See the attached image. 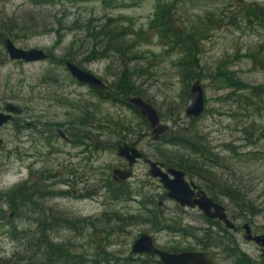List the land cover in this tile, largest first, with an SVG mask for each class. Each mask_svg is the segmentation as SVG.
Instances as JSON below:
<instances>
[{"label":"rangeland","instance_id":"1","mask_svg":"<svg viewBox=\"0 0 264 264\" xmlns=\"http://www.w3.org/2000/svg\"><path fill=\"white\" fill-rule=\"evenodd\" d=\"M161 2L90 0L38 4L35 0H0V23L13 25L14 36L6 39L20 49H41L52 59L24 64L6 58L0 64V111L7 103L25 110L0 128V264L27 263L31 255L24 248L23 236L18 235L16 241L10 230L14 227L17 234L34 232V221L48 214L73 222L71 229L49 226L47 236L55 245L68 248L70 255H81L82 262L76 264H157L154 256L131 253L132 242L143 233L160 250L178 247L200 251L191 237L143 224L146 209L157 210L166 224L176 223L197 238L202 230L211 234L225 230L218 222L207 224L196 209L179 208L165 196V200L161 199L164 191L157 181L149 179L147 167L141 161L132 167V177L126 181L139 197L111 199L104 184L106 178L110 179L111 170L119 165L114 146L122 138L135 142L136 148L153 161L162 162L157 156L160 150L170 157L203 163L216 179L251 198L259 209L252 225L247 217L228 210L227 199L217 196V203L225 208L228 218H234L236 230L224 233L228 240L235 241L249 259L259 261V249L243 240L241 225L248 224L252 234L264 235V93L254 98L247 89L262 86L264 90V29L245 23L239 11L245 4H264V0L172 2L170 20L177 27L176 32L183 35L184 28H190L189 32L193 29L200 37L191 44L197 69L187 80L180 77L176 67L180 53L168 49L148 30ZM104 28L120 33L115 38L116 45L110 40L122 49L120 54H97L103 48L97 35ZM70 60L110 88L121 70L138 69L139 75L133 79L134 90L139 92L135 96L155 110L160 122L169 127V134L188 140L197 136L195 141L203 156H193L162 144L159 139L153 140L144 120L124 105V100L97 98L71 79L63 66ZM220 73L225 76L223 79L217 77ZM195 80L202 87L204 109L197 119H188L183 109ZM84 112L92 119L84 121L87 129L77 133H89L87 142L100 145L93 149L96 160L86 164L93 166L94 175L90 166L71 156L82 151L80 146L72 147L57 139L48 145L50 139L43 127L52 125L53 136L56 126L62 125L65 131ZM26 124L35 131L23 130ZM27 136L35 140L33 148L28 141L24 142ZM51 149L56 153L50 155ZM31 161L35 165L29 169ZM70 163H79L75 171L78 175L86 167L83 186L71 183L73 177L67 172ZM102 177L104 181H98ZM184 179L204 191L196 176ZM79 191L87 192V197L79 199ZM142 196L151 202L145 205ZM7 199L17 203L15 207ZM219 249L209 248L206 253L213 264H226ZM15 257L20 260L17 262Z\"/></svg>","mask_w":264,"mask_h":264},{"label":"trees","instance_id":"2","mask_svg":"<svg viewBox=\"0 0 264 264\" xmlns=\"http://www.w3.org/2000/svg\"><path fill=\"white\" fill-rule=\"evenodd\" d=\"M34 1V0H33ZM38 4H50L54 3L55 1L60 2H75V1H90V0H35ZM174 0H170L165 2V0H162L160 5L158 4V11L155 14L154 19L152 20V23L149 25L148 30L152 31L154 35H157L161 40L164 46H168V49H176L178 53H180V58L177 61L176 67L178 68L180 72V77L182 79L187 80L188 77L191 75L193 70L197 69V63L195 58L194 51L191 50V44L194 40L199 39V36H196L197 33L193 31L189 32L190 28H184L183 35H179L176 32V28L173 25V22L171 19V11H173V2ZM239 16L242 18V20L247 23L251 24L254 23L258 25L260 28L264 29V4H257V3H248L245 4L244 7L239 11ZM12 24H8L7 22H1L0 23V46H3L4 40L7 37H13L14 34L11 32ZM205 27L209 28L208 25L205 24ZM86 29V27L84 28ZM199 33L201 34V31L198 29ZM120 36V33H113L106 28H104V31L99 33L97 37H100V43L103 44V48H101L100 52L97 53L99 56L106 54L107 52H113L114 54H120L122 52V49L119 47H115L116 45L115 38ZM197 37V38H196ZM196 38V39H195ZM114 42V45L110 42V40ZM132 45V44H131ZM0 55L3 58L0 61V64L6 61V55L2 54V48L0 50ZM49 56V54H47ZM49 60H52L49 56ZM69 62H72L71 60ZM64 64V63H63ZM77 65V64H76ZM78 66V65H77ZM79 67V66H78ZM139 75L138 69H132V70H121L118 73L117 79L115 83L113 84V87L107 86L106 92H95V96L98 95L101 96L100 98L105 99H113L117 100V98H120L124 100L128 96H135L139 95L138 91H135L136 89L133 85V79L134 77H137ZM217 77L220 79H223L225 77L222 75V73L218 74ZM228 79V78H227ZM226 79V80H227ZM236 83V82H234ZM242 86V85H240ZM262 86L259 87H251L247 88L250 89L248 91V94L251 97L257 98L260 94L264 93ZM102 94V95H101ZM111 94L115 97H111ZM129 107V106H128ZM92 117L89 114L79 113L78 117H75L73 120L75 123L71 122L69 123L70 126L73 128V131L76 133L78 131H85L87 128L85 127L84 121L91 120ZM144 127H146L145 122L143 121ZM52 125H46V128H52ZM197 136H194L192 139H187L185 137L179 136L177 134H165L159 138L160 142L162 144H167L168 146H173L187 152L188 154H191L193 156H203L202 148L198 147V143H196L195 139ZM48 144V142H47ZM168 152H162L158 150V158L162 161V163L165 164V166L175 168L177 170H180L184 176L192 177V175L196 176L198 178V182L203 187L206 195L214 202H219L217 196H221L224 199H227L228 202V210L232 212H236L239 215H243L244 217H247V222L249 225H252V219L258 215L259 209L253 202V200L249 197H246L241 193V191L237 189H233L230 186H226L222 181L215 178L214 173L209 170L208 168L203 166V163H195L193 161L189 160H182L180 157H174V156H168ZM210 163H214L213 161H210ZM110 193L111 199L113 200H127L131 196L139 197V194L137 192H133L131 188L127 184H120L119 186H114L112 183H105L104 186ZM5 197V196H4ZM164 195H162L163 199ZM220 197V199H221ZM7 198V195H6ZM141 199L144 201V204L147 205L151 201L144 198V196L141 197ZM147 200V201H146ZM6 201H9L11 206H14L17 203H11V200L7 199ZM15 207V206H14ZM146 209V207H144ZM157 211V210H156ZM156 211L150 212L148 209L146 211H143V217H142V223H148L152 229H165L170 233L173 234H181L182 236L187 238L191 237V240H194L197 248L201 251H208L209 248H220L219 253H221L224 259L227 260L226 264H264V259L260 258L259 261L255 262L251 259H249L245 254H243L238 246L236 245L235 241L231 240L229 241L226 235L228 234L227 231H219V233L211 234L209 230H202V235L197 238L194 237L193 233L191 232H185L182 231L180 228L176 226V223H169L166 224V221H163L161 219V216ZM39 216V214H38ZM238 216V215H237ZM117 221H119L118 218H115ZM205 222L207 224H211L208 220L204 218ZM213 224H216L215 221L212 222ZM35 224V231L30 232L28 231H20L19 234L15 232V228H11L10 234L12 237H17L18 235L23 236L24 241V248L26 252L31 257L29 260H27L26 264H64V263H81L82 259L81 255H70L68 248H63L61 245H55L47 236V232L49 231V226L54 225L56 227H65L68 229L72 228V221H68L63 217L56 218L55 216H42L34 221ZM217 225V224H216ZM58 227V228H59ZM236 230V227H235ZM217 232V231H216ZM229 232V231H228ZM226 233V235L224 234ZM16 234V235H15ZM14 237V238H15ZM167 252H184V251H190L187 249H179L178 247H172L168 250H164ZM37 255L40 256V259L37 260ZM147 257L151 258L152 255L146 254ZM17 262L20 260L18 257H15ZM108 262V261H105ZM157 264L158 261H157Z\"/></svg>","mask_w":264,"mask_h":264},{"label":"water","instance_id":"3","mask_svg":"<svg viewBox=\"0 0 264 264\" xmlns=\"http://www.w3.org/2000/svg\"><path fill=\"white\" fill-rule=\"evenodd\" d=\"M3 48L8 61L11 62L29 64L44 62L48 58L47 54L41 49H20L14 46L9 39L4 40ZM64 68L69 76L80 85L100 92L105 91L107 88L94 75L79 69L73 63L65 62ZM124 102L145 121L153 140H157L169 131V127L160 122L155 110L140 97H128L124 99ZM203 109L204 95L202 87L199 81L195 80L189 87L183 115L188 119H197L202 114ZM19 112L20 109L15 105L5 104L3 112H0V128L11 120L12 115H17ZM68 132L69 128L66 133ZM116 155L124 158L129 167L141 157V154L135 148H129L124 144L117 147ZM145 163L147 164V176L157 181L167 200H171L181 208L197 209L205 218L220 222L226 230L232 231L234 229V224L230 220L232 218L228 219L224 207L212 201L199 187L187 183L184 180V174L180 170L167 167L163 171L164 165L162 163L150 160H145ZM111 179L115 183L127 181L130 179V172L113 169ZM9 217H11V214H9ZM241 229L243 240L256 245L261 255L264 256V235L252 234L249 225L246 223L242 224ZM131 253L134 255L149 254L155 256L160 264H213L205 252L169 253L159 250L154 246L151 237L144 233L132 242Z\"/></svg>","mask_w":264,"mask_h":264},{"label":"flooded vegetation","instance_id":"4","mask_svg":"<svg viewBox=\"0 0 264 264\" xmlns=\"http://www.w3.org/2000/svg\"><path fill=\"white\" fill-rule=\"evenodd\" d=\"M49 58V57H48ZM48 58H47V60H48ZM46 60V61H47ZM108 89V88H107ZM106 89V90H107ZM89 90H91V93L93 94V95H95V92H99V91H96V90H93V89H89ZM104 92H106V91H103V93ZM102 95V94H101ZM96 97V96H95ZM101 96H97V98H100ZM20 109V108H19ZM0 112H3V108L1 109V111ZM24 112H25V110H22V109H20V112L17 114V115H21V114H24ZM16 115V116H17ZM13 117V116H12ZM11 121H13V119L11 118V120L8 122V123H10ZM7 123V124H8ZM7 124H5V125H7ZM5 125H3V126H5ZM2 126V127H3ZM1 127V128H2ZM44 128L46 127V125H44L43 126ZM23 130L25 129H29V130H34V128H31V127H29L27 124H26V126L24 127V128H22ZM46 130H47V133H48V139H50L49 140V143H48V145H51L52 144V140L53 139H57V140H61V141H63V142H65V143H67L68 145H70V146H72V147H81L82 148V151L79 153V154H77V155H71L75 160H77L78 159V161H80V162H83V163H85V166H90V165H86L88 162L89 163H92V162H94L95 160H96V157H95V155H94V152H93V149L95 150V147H97V148H99L100 147V145H98V144H92V145H90L88 142H87V136L89 135V133H83V134H80V136H79V133H76L75 131H73V128L71 127V126H69V132L68 133H66V131H67V129L64 131L63 130V127H62V125H58V126H56V128L54 129V132H55V135H50V131H51V128H46ZM35 131V130H34ZM28 135H32V134H28ZM64 136V137H63ZM25 138V141L24 142H29V145H30V147L31 148H33V143H34V139H32V138H30V137H24ZM22 140H23V137H22ZM47 140V139H46ZM122 142H120V144L119 143H116L115 144V146H114V148H115V153H116V150H117V147L118 146H120V145H126V146H128L129 148H135L140 154H141V157H140V159H137V160H135V162L132 164V166L131 167H129L128 165H127V161L124 159V158H121V157H118L117 155V158H118V163H119V165H116V167L117 168H114V169H118V170H121V171H129L130 172V179H131V177H132V167L134 166V165H136V163L137 162H139V161H141L143 164H145L146 165V167H147V164L145 163V160H150V161H153V160H151V159H149V158H147V157H145L137 148H136V143L135 142H130L129 140H124L123 138H122V140H121ZM96 148V149H97ZM53 153H56V150L55 149H51L50 150V155L51 154H53ZM36 155L34 154V157H35ZM80 156V157H79ZM25 158V157H24ZM70 159H72L71 157H70ZM32 163H30L29 165H28V167H29V169L33 166V165H35V161H31ZM155 162H158V161H155ZM158 163H162V162H158ZM163 165H164V167H163V171H165V169L168 167V166H165V164L164 163H162ZM79 166V163H76L74 166H72V163H70V166H69V169L67 170V172L73 177V179H72V181H71V183H80V184H82V186L85 184L84 183V179H85V176H87L85 173H84V169L86 168H84L83 167V169H81V171H82V173H81V175H78L75 171L77 170V167ZM93 166L91 165L89 168H90V173H91V169H93L92 168ZM175 169V168H174ZM113 170V169H112ZM112 170H111V172H112ZM92 175H94L93 173H91ZM51 179H53V176H52V178ZM129 179V180H130ZM149 179H151V178H149ZM98 180V179H97ZM101 180H103L104 181V179H103V177L101 178V179H99L98 181H101ZM151 180H153V179H151ZM185 180V179H184ZM77 181V182H76ZM106 181H107V183H112V185H114V186H119L120 184H126V181H124V182H117V183H115V182H113L112 181V179H111V173H110V179H108V178H106L105 179V183H106ZM128 181V180H127ZM154 181H156V180H154ZM187 182V181H186ZM64 183L66 184H71L69 181H64ZM188 183V182H187ZM189 183H192V182H189ZM193 184V183H192ZM105 185V184H104ZM194 185V184H193ZM81 186V187H82ZM196 186V185H195ZM101 187H103V186H101ZM198 187V186H197ZM200 188V187H199ZM195 192V191H194ZM75 192L74 191H72V194H74ZM86 193L87 192H81V191H79V196H78V198L79 199H84L85 197H87L86 196ZM93 194V193H92ZM206 194V193H205ZM164 196H165V193H164ZM207 196V195H206ZM164 199V198H163ZM165 199H166V197H165ZM164 199V200H165ZM167 200V199H166ZM169 201H171V200H169ZM34 202H35V200H34ZM172 202V201H171ZM174 203V202H173ZM175 204V203H174ZM158 205H161V202L160 203H158ZM178 206V205H177ZM179 207V206H178ZM179 208H181V207H179ZM182 209H189V208H182ZM195 209V208H194ZM190 210H192V209H190ZM197 210V209H196ZM36 213V212H35ZM200 213V212H199ZM201 214V213H200ZM12 215V214H11ZM202 215V214H201ZM48 216H49V214H48ZM204 217V216H203ZM205 218V217H204ZM206 220H208L209 222H213L214 220H209V219H207V218H205ZM216 223L218 222V221H215ZM218 224H221L220 222H218ZM222 225V224H221ZM201 251V250H200ZM259 252H260V250H259ZM260 258H262V259H264V256H262L261 255V253H260V256H259Z\"/></svg>","mask_w":264,"mask_h":264}]
</instances>
